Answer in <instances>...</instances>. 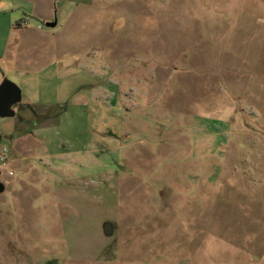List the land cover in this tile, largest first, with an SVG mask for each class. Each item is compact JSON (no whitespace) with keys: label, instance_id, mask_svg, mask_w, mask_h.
Returning <instances> with one entry per match:
<instances>
[{"label":"rangeland","instance_id":"374dc122","mask_svg":"<svg viewBox=\"0 0 264 264\" xmlns=\"http://www.w3.org/2000/svg\"><path fill=\"white\" fill-rule=\"evenodd\" d=\"M5 79L0 264H264V0H0Z\"/></svg>","mask_w":264,"mask_h":264},{"label":"water","instance_id":"95a60500","mask_svg":"<svg viewBox=\"0 0 264 264\" xmlns=\"http://www.w3.org/2000/svg\"><path fill=\"white\" fill-rule=\"evenodd\" d=\"M45 25L47 28H55L57 26V20L47 22ZM21 100V89L16 84L5 79L0 85V118L8 119L15 117L16 111L13 107L19 105L20 108H23ZM5 190V185L0 182V194L4 193ZM103 232L106 237L111 238L114 235V225L111 222H105Z\"/></svg>","mask_w":264,"mask_h":264},{"label":"crops","instance_id":"0c3cea01","mask_svg":"<svg viewBox=\"0 0 264 264\" xmlns=\"http://www.w3.org/2000/svg\"><path fill=\"white\" fill-rule=\"evenodd\" d=\"M25 24H26V22L24 24H22V25H18V28L19 29L25 28L23 26ZM28 117H29V119H32V120H35V118L36 119H40L39 121H37V120H36V122L34 121L35 122V124H34L35 127L43 126L50 119L48 116H44V117L38 116V118L37 117H35V118L33 117L32 118V116H28ZM18 124H19V122L15 119V125H14L15 128H18V126H17ZM16 132H17V129H16ZM24 132H27L26 134H28L29 130L27 131V129H26ZM1 139H2V135H0V140ZM224 232H225V230H224ZM212 235H215V234H212V232L208 233L209 237H208V239H206L207 240V247H209V245H210L212 247L211 250H216L217 251L218 249H220V250H223V251H219V253H221V254L227 253L228 249H223L220 246L222 245V241L225 243L224 244L225 247L229 246V242L232 243V241L229 238V236H227L225 234H222V233L221 234L219 233L218 235L216 234L217 236H215V237H211Z\"/></svg>","mask_w":264,"mask_h":264},{"label":"flooded vegetation","instance_id":"af4514ba","mask_svg":"<svg viewBox=\"0 0 264 264\" xmlns=\"http://www.w3.org/2000/svg\"><path fill=\"white\" fill-rule=\"evenodd\" d=\"M13 109L16 111V116H15V119L19 122V124L21 123V124H27L26 126H32V127H34V124H35V122H36V118L35 117H37L38 118V116L36 115V113L33 111V113H32V109L30 110V108H20V106L19 105H17V106H14L13 107ZM32 113V118L34 117L35 118V120H32V119H29V113ZM35 121V122H34ZM32 131V130H31ZM30 130H29V132H31Z\"/></svg>","mask_w":264,"mask_h":264},{"label":"built area","instance_id":"2783aa9c","mask_svg":"<svg viewBox=\"0 0 264 264\" xmlns=\"http://www.w3.org/2000/svg\"><path fill=\"white\" fill-rule=\"evenodd\" d=\"M10 148L7 145H2L0 147V167L5 168L11 161Z\"/></svg>","mask_w":264,"mask_h":264}]
</instances>
